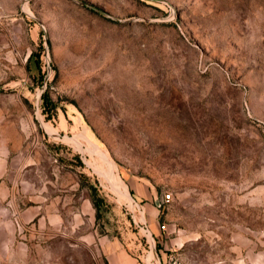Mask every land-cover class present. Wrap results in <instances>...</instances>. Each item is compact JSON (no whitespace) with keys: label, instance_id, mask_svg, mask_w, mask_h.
<instances>
[{"label":"rangeland","instance_id":"rangeland-1","mask_svg":"<svg viewBox=\"0 0 264 264\" xmlns=\"http://www.w3.org/2000/svg\"><path fill=\"white\" fill-rule=\"evenodd\" d=\"M138 189L180 264H264V0H0V222L152 259Z\"/></svg>","mask_w":264,"mask_h":264},{"label":"crops","instance_id":"crops-1","mask_svg":"<svg viewBox=\"0 0 264 264\" xmlns=\"http://www.w3.org/2000/svg\"><path fill=\"white\" fill-rule=\"evenodd\" d=\"M135 194L143 202L148 228L159 245L152 258L153 264H168L175 249L171 246L178 245L177 241L162 238L164 232L158 224L159 209L153 193L138 189ZM44 224L47 226V223ZM77 239V243H70L62 238L44 236L29 237L21 242L13 224L0 222V264H84L85 260L87 264H146L150 260L148 256L145 260L140 254L143 244L131 239L92 236L88 238L86 255L80 253L79 237Z\"/></svg>","mask_w":264,"mask_h":264},{"label":"built area","instance_id":"built-area-1","mask_svg":"<svg viewBox=\"0 0 264 264\" xmlns=\"http://www.w3.org/2000/svg\"><path fill=\"white\" fill-rule=\"evenodd\" d=\"M170 199H171V195L169 193H165L162 195L163 202H169ZM128 210L134 216L137 215L140 217V219H138L137 221L136 220H133V221L135 225L143 232V236L149 245L150 252H152L155 249L156 243H155V238L153 237V234L148 228V224L145 220V211H144L143 206L139 204L138 202L134 201L133 199H131ZM160 228L162 231H165V226L162 225ZM149 263L153 264L154 263L153 259H150ZM149 263H146V264H149ZM168 264H180V262L176 258L171 257L169 259Z\"/></svg>","mask_w":264,"mask_h":264},{"label":"water","instance_id":"water-1","mask_svg":"<svg viewBox=\"0 0 264 264\" xmlns=\"http://www.w3.org/2000/svg\"><path fill=\"white\" fill-rule=\"evenodd\" d=\"M162 203H163V200H162V196H161V198L158 201H156V206L160 207L162 205Z\"/></svg>","mask_w":264,"mask_h":264},{"label":"bare ground","instance_id":"bare-ground-1","mask_svg":"<svg viewBox=\"0 0 264 264\" xmlns=\"http://www.w3.org/2000/svg\"><path fill=\"white\" fill-rule=\"evenodd\" d=\"M147 262V261H146ZM147 263H149V262H147Z\"/></svg>","mask_w":264,"mask_h":264}]
</instances>
